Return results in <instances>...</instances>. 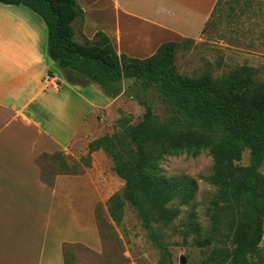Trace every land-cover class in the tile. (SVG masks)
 I'll list each match as a JSON object with an SVG mask.
<instances>
[{
  "label": "crops",
  "instance_id": "0c3cea01",
  "mask_svg": "<svg viewBox=\"0 0 264 264\" xmlns=\"http://www.w3.org/2000/svg\"><path fill=\"white\" fill-rule=\"evenodd\" d=\"M78 3L85 37L103 32L117 54L146 59L164 43L199 40L219 0ZM98 88L71 83L50 60L41 17L0 3V264H66L69 246L101 249L96 211L114 195L106 153L78 173L47 176L38 163L89 154V119L109 99Z\"/></svg>",
  "mask_w": 264,
  "mask_h": 264
},
{
  "label": "trees",
  "instance_id": "16d2710c",
  "mask_svg": "<svg viewBox=\"0 0 264 264\" xmlns=\"http://www.w3.org/2000/svg\"><path fill=\"white\" fill-rule=\"evenodd\" d=\"M0 3L25 6L41 17L47 28L48 56L71 83L97 84L111 99L120 95L119 83L124 79H136L145 86L157 85L179 117L209 131L221 132L217 141L198 131L179 133L172 123L164 126L148 112L138 126L92 141L89 154L103 150L112 157L114 171L124 181L122 192L108 201L116 223H121L122 211L130 205L156 247L168 253L156 226L167 229L174 224L181 207L193 202L197 183L188 177L162 176L159 163L167 155L188 152L196 156L209 149L214 173L208 181L219 188V199L224 205L217 213H222L219 217H229L226 211L234 212L229 217L223 243H232L234 250L215 258L246 259L258 252L264 236V175L259 171L264 163V81L257 82L248 68L223 79H214L210 74L198 78L181 75L175 65L177 53L184 45L193 44L191 39L164 43L146 59L119 55L105 33L97 32L92 39L85 37V13L78 0H0ZM239 147L251 152L253 174L248 177H240L235 171L233 155ZM244 198L251 200L244 215L248 218L246 223L238 222L240 208L246 209L240 206ZM177 202L178 206H174ZM253 216L255 224L250 221ZM192 220L193 216L188 226L197 235L201 230ZM195 243L201 248L210 246L212 235L200 237Z\"/></svg>",
  "mask_w": 264,
  "mask_h": 264
},
{
  "label": "rangeland",
  "instance_id": "374dc122",
  "mask_svg": "<svg viewBox=\"0 0 264 264\" xmlns=\"http://www.w3.org/2000/svg\"><path fill=\"white\" fill-rule=\"evenodd\" d=\"M214 15L206 33L178 51L175 62L178 72L190 78L210 74L214 79H223L242 68H248L253 71L257 82L264 81V0H222ZM119 89L121 93L118 97L105 99L101 107L91 114V142L107 135L122 134L138 126L148 112L154 121L164 126L172 123L179 133L198 131L216 141L221 136L218 130L209 131L179 117L157 85L145 86L139 80L124 79L119 83ZM177 116L179 120H176ZM124 138L128 140V137ZM106 159L102 162L110 167L108 173L112 176L107 187L108 194L122 192L124 181L115 173L112 157L106 154ZM91 162V154L69 160L57 154L44 156L38 161L47 176L56 171L73 170L78 173L84 170L83 164L86 166ZM233 162L238 176L253 174L250 149L237 148ZM159 168L164 177H188L197 183L193 202L188 207H181V214L174 224L167 229L156 226L168 253L156 247L133 207L127 204L122 211L121 223H116L107 202L99 205L96 211L101 249L93 251L81 245L69 246L65 251L66 264H264V236L255 255L246 259L230 257L228 261L222 257L215 258L225 255V251L234 250L232 243L223 244L229 217L234 212L227 210L229 217H219L222 213H217L224 205L219 199V188L208 181L214 173V159L209 149L202 150L196 156L188 152L167 155L160 161ZM259 171L264 175V163ZM241 205L246 209L240 208L241 218L238 222L246 223L248 218L244 215L250 208L251 200L244 198ZM174 206H178V202ZM191 216L194 225L201 230L197 235L188 226ZM250 221L255 224L257 220L253 216ZM208 234L212 235V244L198 247L196 239Z\"/></svg>",
  "mask_w": 264,
  "mask_h": 264
}]
</instances>
